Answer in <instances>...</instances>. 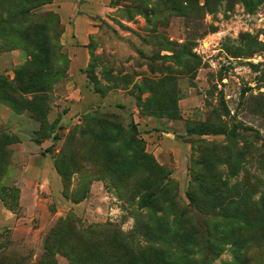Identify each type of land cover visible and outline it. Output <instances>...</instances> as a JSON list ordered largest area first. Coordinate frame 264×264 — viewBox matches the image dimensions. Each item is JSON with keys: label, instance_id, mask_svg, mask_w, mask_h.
Returning <instances> with one entry per match:
<instances>
[{"label": "rangeland", "instance_id": "rangeland-1", "mask_svg": "<svg viewBox=\"0 0 264 264\" xmlns=\"http://www.w3.org/2000/svg\"><path fill=\"white\" fill-rule=\"evenodd\" d=\"M225 184L264 216V0H0V264H164Z\"/></svg>", "mask_w": 264, "mask_h": 264}, {"label": "trees", "instance_id": "trees-1", "mask_svg": "<svg viewBox=\"0 0 264 264\" xmlns=\"http://www.w3.org/2000/svg\"><path fill=\"white\" fill-rule=\"evenodd\" d=\"M198 189L205 196L198 200L191 194L189 202L193 209L203 213H194L188 208L180 209L184 227L181 228L178 224L174 227L169 225L178 242L163 243L159 250L164 255L163 263L200 264L195 256L202 249L209 256H221L228 252L231 261L227 264H251L253 252L264 248V216L252 217L246 212L250 205L257 207L258 203L250 204L248 199L239 197L240 190L236 184H225L215 190H205L200 185ZM156 191H163V187L158 186ZM200 204L203 206L200 207ZM213 217L217 218L214 223ZM151 219L152 225L146 229L159 236L160 219Z\"/></svg>", "mask_w": 264, "mask_h": 264}, {"label": "crops", "instance_id": "crops-1", "mask_svg": "<svg viewBox=\"0 0 264 264\" xmlns=\"http://www.w3.org/2000/svg\"><path fill=\"white\" fill-rule=\"evenodd\" d=\"M75 10L74 8V5L68 1H62L61 2V11H62V14L66 17L70 16L71 13ZM84 30L80 29L79 28V35H80V38L82 37L83 35V32Z\"/></svg>", "mask_w": 264, "mask_h": 264}]
</instances>
